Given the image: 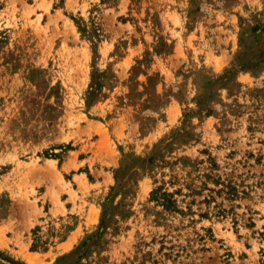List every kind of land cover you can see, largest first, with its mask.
Listing matches in <instances>:
<instances>
[{
	"label": "rangeland",
	"instance_id": "obj_1",
	"mask_svg": "<svg viewBox=\"0 0 264 264\" xmlns=\"http://www.w3.org/2000/svg\"><path fill=\"white\" fill-rule=\"evenodd\" d=\"M262 231L264 0H0V264H264Z\"/></svg>",
	"mask_w": 264,
	"mask_h": 264
},
{
	"label": "trees",
	"instance_id": "obj_2",
	"mask_svg": "<svg viewBox=\"0 0 264 264\" xmlns=\"http://www.w3.org/2000/svg\"><path fill=\"white\" fill-rule=\"evenodd\" d=\"M262 235H263V237H264V231H262Z\"/></svg>",
	"mask_w": 264,
	"mask_h": 264
},
{
	"label": "bare ground",
	"instance_id": "obj_3",
	"mask_svg": "<svg viewBox=\"0 0 264 264\" xmlns=\"http://www.w3.org/2000/svg\"><path fill=\"white\" fill-rule=\"evenodd\" d=\"M51 159V158H50ZM54 160V159H53Z\"/></svg>",
	"mask_w": 264,
	"mask_h": 264
}]
</instances>
